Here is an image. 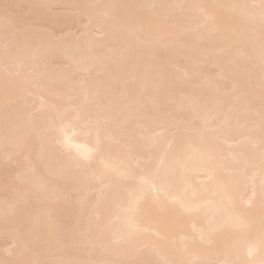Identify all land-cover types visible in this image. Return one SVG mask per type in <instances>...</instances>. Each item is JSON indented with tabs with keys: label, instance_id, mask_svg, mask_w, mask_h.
I'll list each match as a JSON object with an SVG mask.
<instances>
[{
	"label": "bare ground",
	"instance_id": "6f19581e",
	"mask_svg": "<svg viewBox=\"0 0 264 264\" xmlns=\"http://www.w3.org/2000/svg\"><path fill=\"white\" fill-rule=\"evenodd\" d=\"M259 4L0 0V264H264Z\"/></svg>",
	"mask_w": 264,
	"mask_h": 264
},
{
	"label": "snow or ice",
	"instance_id": "6c2138e0",
	"mask_svg": "<svg viewBox=\"0 0 264 264\" xmlns=\"http://www.w3.org/2000/svg\"><path fill=\"white\" fill-rule=\"evenodd\" d=\"M251 7L254 9L258 7L260 10L262 19H264V0H260V4L258 6L257 5H251ZM5 23L6 24L8 23L7 19L5 20ZM261 72L264 73V61H262ZM56 143H59V145L61 147H69V148L71 147L70 138L67 137L66 133L64 134L63 138L54 135V145Z\"/></svg>",
	"mask_w": 264,
	"mask_h": 264
}]
</instances>
